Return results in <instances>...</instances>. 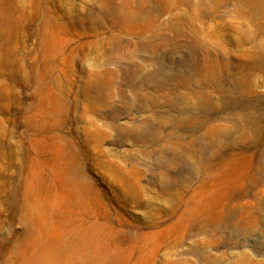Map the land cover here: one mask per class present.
Masks as SVG:
<instances>
[{"label": "rangeland", "instance_id": "374dc122", "mask_svg": "<svg viewBox=\"0 0 264 264\" xmlns=\"http://www.w3.org/2000/svg\"><path fill=\"white\" fill-rule=\"evenodd\" d=\"M255 49L264 0H0V264H264Z\"/></svg>", "mask_w": 264, "mask_h": 264}, {"label": "bare ground", "instance_id": "6f19581e", "mask_svg": "<svg viewBox=\"0 0 264 264\" xmlns=\"http://www.w3.org/2000/svg\"><path fill=\"white\" fill-rule=\"evenodd\" d=\"M200 3V2H199ZM188 7V6H187ZM157 8V7H155ZM208 11V10H207ZM206 12V11H205ZM154 13V12H153ZM207 13V12H206ZM254 16H255V12L253 10V7L250 8V10H246L244 11L243 13V17L245 19L248 20L249 23L252 24L253 26V20H254ZM136 19L140 18V16H135ZM156 17V16H155ZM159 17V16H158ZM143 18V17H141ZM149 18V17H148ZM178 18V17H177ZM205 19V18H204ZM133 20V19H132ZM151 20V19H150ZM179 20V19H178ZM177 21V20H176ZM259 26V25H258ZM150 28V27H149ZM186 31V30H185ZM248 34L251 32L252 35H254L255 31H246ZM180 26L177 27V30H176V34H180ZM176 36V35H175ZM250 38H253L255 40V37H250ZM249 37L247 39H250ZM161 41V40H160ZM257 40H255L254 42V46L255 48H258V43L256 42ZM262 42V41H261ZM257 43V44H256ZM157 44V43H156ZM166 44V43H165ZM208 58V57H207ZM107 61V60H106ZM264 62V53L262 52H259L258 50H254V52L252 53V59H251V63L252 64H262ZM108 63V62H107ZM139 69V68H138ZM141 70V69H140ZM148 71V70H147ZM103 73V72H102ZM109 73V72H108ZM211 76V75H210ZM199 78V77H198ZM147 79V78H146ZM215 79V78H214ZM144 81V80H143ZM204 81V80H203ZM146 82V81H145ZM98 83V82H97ZM165 84V83H164ZM149 97V96H148ZM181 97V96H180ZM208 99V98H207Z\"/></svg>", "mask_w": 264, "mask_h": 264}]
</instances>
